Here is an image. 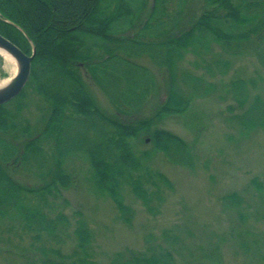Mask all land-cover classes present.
Segmentation results:
<instances>
[{
  "label": "trees",
  "instance_id": "1",
  "mask_svg": "<svg viewBox=\"0 0 264 264\" xmlns=\"http://www.w3.org/2000/svg\"><path fill=\"white\" fill-rule=\"evenodd\" d=\"M168 3L153 0L139 26L146 0H0V32L29 55L36 49L25 88L0 105V219L12 222L10 228L17 225L32 241L39 256H28V264L176 263L169 249L149 237L143 250L116 252L99 261L94 233L83 218L73 229L74 245L63 252L59 235L68 230L70 220L55 212L52 201L75 181L65 160L81 153L95 186L112 198L124 221L135 214L125 201V186L148 211L157 212L153 202L162 200V185L172 184L162 172L139 173L143 164L133 140L148 135L144 141L150 138L154 149L174 163H192L189 144L156 126L169 114L187 111L214 86L181 67L186 54L205 58L216 42L231 54L250 51L264 66V0H204L200 13L193 15L187 9L190 0H177V14L166 17ZM137 25L134 35H122ZM141 56H149L167 73L165 97L148 116L142 111L158 92V82L148 66L134 59ZM221 62L209 65V75L224 72ZM89 79L107 95L113 112L99 105ZM231 86L243 105L246 81L237 79ZM28 88L45 102L36 128L23 114ZM237 117L247 130L264 126V102L255 97ZM22 167L37 176V183L17 179ZM224 199L233 206L242 201L236 192Z\"/></svg>",
  "mask_w": 264,
  "mask_h": 264
},
{
  "label": "rangeland",
  "instance_id": "2",
  "mask_svg": "<svg viewBox=\"0 0 264 264\" xmlns=\"http://www.w3.org/2000/svg\"><path fill=\"white\" fill-rule=\"evenodd\" d=\"M169 1L166 17L176 15L180 8L177 0ZM152 5L153 0H146L138 25L147 19ZM203 5L204 0H190L187 9L192 15L198 14ZM138 25L122 35H134ZM204 57L189 52L181 67L204 76L214 84L212 90L195 98L187 111L169 114L156 124L189 144L192 163H174L154 149L150 138L144 141L148 135L133 140L143 164L139 173L159 171L172 184L171 188L163 184L162 200L153 202L158 211H148L125 186V201L135 214L130 222L124 221L112 198L95 186L87 157L81 153L71 155L65 160V169L75 181L62 189V197L52 199L55 212H63L70 220L68 230L59 235L63 252L74 245L73 229L77 220L83 218L94 233L93 249L102 262L116 252L145 249L149 237L152 243L173 253L175 264H264V126L247 130L237 117L255 97L264 102V66L254 53L231 54L216 42L211 43ZM134 59L148 66L157 77L158 92L142 111L148 116L165 97L167 73L155 66L149 56ZM219 60L225 64L224 72L217 70L214 76L209 75V65ZM16 71L17 66L0 54V83L10 80ZM237 79L246 81L248 87L243 105L231 86ZM88 82L99 105L113 112L107 95L92 80ZM25 102L23 114L36 128L45 102L31 88L27 89ZM18 171L16 177L21 182L37 183L31 170L22 167ZM233 192L241 196L240 206L225 201L224 196ZM11 224L8 219H0V264H28L27 257L39 253L32 250L30 238L17 225L10 228Z\"/></svg>",
  "mask_w": 264,
  "mask_h": 264
},
{
  "label": "water",
  "instance_id": "3",
  "mask_svg": "<svg viewBox=\"0 0 264 264\" xmlns=\"http://www.w3.org/2000/svg\"><path fill=\"white\" fill-rule=\"evenodd\" d=\"M0 50L10 54L17 64L15 75L0 87V105H2L17 97L25 88L31 76L36 49L34 48L33 53L29 55L0 32Z\"/></svg>",
  "mask_w": 264,
  "mask_h": 264
},
{
  "label": "bare ground",
  "instance_id": "4",
  "mask_svg": "<svg viewBox=\"0 0 264 264\" xmlns=\"http://www.w3.org/2000/svg\"><path fill=\"white\" fill-rule=\"evenodd\" d=\"M0 54H2L5 57V59L7 60V62L9 64L13 65L16 68V66H17L16 65V62H15L14 58L10 54H8L6 52H3L2 50H0ZM7 82H8V80L1 82L0 83V87H2L3 85H5Z\"/></svg>",
  "mask_w": 264,
  "mask_h": 264
}]
</instances>
